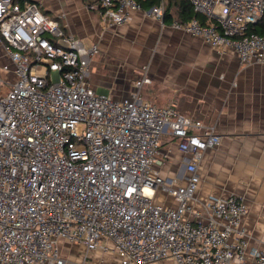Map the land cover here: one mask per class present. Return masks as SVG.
<instances>
[{"label": "built area", "instance_id": "built-area-1", "mask_svg": "<svg viewBox=\"0 0 264 264\" xmlns=\"http://www.w3.org/2000/svg\"><path fill=\"white\" fill-rule=\"evenodd\" d=\"M142 1L91 7L107 27L142 11L219 53L264 63V32L255 30L264 0H187L196 15L170 23L166 0L149 8ZM0 40V264H66L62 240L114 252L119 264H264V246L251 247L244 224V196L198 204L199 163L221 136L174 102L143 99L150 63L128 95L96 91L99 45L85 44L33 0H0ZM165 134L191 156L184 183L160 170ZM159 191L175 204L158 201Z\"/></svg>", "mask_w": 264, "mask_h": 264}, {"label": "crops", "instance_id": "crops-1", "mask_svg": "<svg viewBox=\"0 0 264 264\" xmlns=\"http://www.w3.org/2000/svg\"><path fill=\"white\" fill-rule=\"evenodd\" d=\"M33 1L85 44L99 45V52L91 61L90 83L96 91L114 98L128 95L142 66L149 63L134 68L128 63H110L105 53L97 57L101 45L107 46L117 30L136 36L140 43H145V39L151 44L169 40L172 45L185 48L189 57H197L160 66L150 61L152 82L143 86L141 95L161 106L174 102L182 113L216 127L220 142L205 150L199 163L198 204L201 206L212 196H244L249 206L244 224L251 247L264 246V63H244L234 51L219 53L200 38L169 25L163 28L142 11L134 12L129 24L107 27L99 11L91 7L97 0ZM133 51L138 53L139 49ZM110 52L116 53L114 49ZM0 62H4L1 40ZM159 157L166 160L160 168L165 176L186 181L191 156L178 149L177 138L163 135ZM159 199L175 204L167 196ZM61 247L66 264L120 263L118 254L102 248L87 252L83 244L67 240L61 241ZM159 264L177 263L166 259Z\"/></svg>", "mask_w": 264, "mask_h": 264}, {"label": "rangeland", "instance_id": "rangeland-1", "mask_svg": "<svg viewBox=\"0 0 264 264\" xmlns=\"http://www.w3.org/2000/svg\"><path fill=\"white\" fill-rule=\"evenodd\" d=\"M143 31L145 32L146 30L144 29ZM112 36L115 38L107 46H105V44L101 45L102 49L97 55V57H100L105 53L106 56H109L108 60L110 59V63L117 62L124 66L128 63L135 68L146 62L150 63V61L153 62V64L160 66L165 62H180L183 60L197 59V57H189L185 52V48L181 49L177 44V46L172 45L169 40L168 42H162L159 39L162 43L156 41L151 44L145 39V43H140L138 41L141 39L120 30L115 31ZM113 49L116 53L110 52V50ZM135 49H139L138 53L133 51ZM127 50H129V52H127ZM4 61H6V58H4ZM102 65L104 66V63H102ZM161 196L166 195L159 191L157 197L158 201H163L162 199H159Z\"/></svg>", "mask_w": 264, "mask_h": 264}, {"label": "trees", "instance_id": "trees-1", "mask_svg": "<svg viewBox=\"0 0 264 264\" xmlns=\"http://www.w3.org/2000/svg\"><path fill=\"white\" fill-rule=\"evenodd\" d=\"M142 2L145 8H149L158 4L159 0H143ZM166 4L165 21L167 23H170L174 18L189 19L196 15L191 3L187 0H166ZM200 18L204 21L203 17ZM255 30L264 32V22L257 25Z\"/></svg>", "mask_w": 264, "mask_h": 264}]
</instances>
